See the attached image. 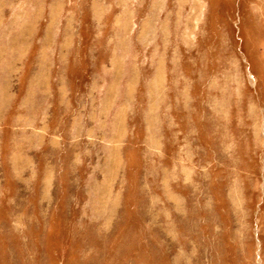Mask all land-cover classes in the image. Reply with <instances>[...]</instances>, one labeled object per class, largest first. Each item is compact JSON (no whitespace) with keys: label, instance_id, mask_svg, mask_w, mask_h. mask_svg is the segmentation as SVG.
Here are the masks:
<instances>
[{"label":"rangeland","instance_id":"obj_1","mask_svg":"<svg viewBox=\"0 0 264 264\" xmlns=\"http://www.w3.org/2000/svg\"><path fill=\"white\" fill-rule=\"evenodd\" d=\"M0 264H264V0H0Z\"/></svg>","mask_w":264,"mask_h":264}]
</instances>
